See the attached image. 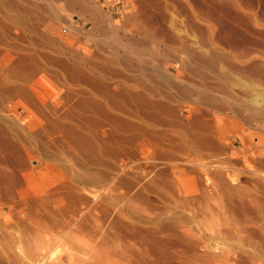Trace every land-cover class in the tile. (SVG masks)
Segmentation results:
<instances>
[{"label":"rangeland","instance_id":"rangeland-1","mask_svg":"<svg viewBox=\"0 0 264 264\" xmlns=\"http://www.w3.org/2000/svg\"><path fill=\"white\" fill-rule=\"evenodd\" d=\"M45 1L0 0V264H264V82L234 73L229 110L230 67L206 61L243 38L183 1L165 19L144 0Z\"/></svg>","mask_w":264,"mask_h":264},{"label":"bare ground","instance_id":"bare-ground-1","mask_svg":"<svg viewBox=\"0 0 264 264\" xmlns=\"http://www.w3.org/2000/svg\"><path fill=\"white\" fill-rule=\"evenodd\" d=\"M45 1V0H44ZM94 1V3L95 4H99L100 3V0H93ZM123 1H125V3L127 4L128 2H129V0L127 1V0H123ZM127 1V2H126ZM150 2V4H152L153 5V8H156V10L158 11V13H159V15L162 17V19L164 18H166V16H167V12L170 10L169 9V7L171 6H169L168 7V5H167V3L166 2H176V3H180V1H183V2H186V4L188 3V4H190V3H193L194 4V6H195V10L192 12V14H193V16L195 17V20H197V21H203V22H207L206 24H209V29L211 28H214L215 30L216 29H221V30H224V31H226V32H229V34L230 35H235L234 37L236 38V36L237 37H239V39H238V41L240 40V38L242 39L243 38V40H244V44H241V42H240V47H238V46H236V47H233V46H231V45H229L228 47V49H215V48H213V50H214V55H216L215 57H209L208 59H206V61H207V65H209L210 64V66H212L213 68H215L216 67V65H217V67H218V65H220V64H218L219 62L221 63V64H223L224 66H226V67H230V68H224L223 67V70H221V71H219L218 72V76H217V85H216V87H215V89L218 91V92H220L222 95H224L225 96V101L224 102H226V107L229 109V110H234L235 112L238 110V109H240V107H243V103H242V99L239 97L240 95H238V94H236L235 92H233L228 86L229 85H236L237 83H238V81H237V83H236V81H235V79L237 78V77H233L234 76V73H235V75H243V76H245L246 78H259V80L260 81H262V82H264V51H263V53H259L258 55H261V58H259V59H261L262 60V63H259V62H257L259 59H257V56L254 54V52H253V49H251V47H250V45L251 44H253V42H251L250 40H249V37H251V36H248V32H253V31H255V32H253V33H256V31L259 29V28H261L262 29V31H264V0H246L245 2H244V0H144L143 2ZM2 2V1H1ZM45 2H48V4L49 3H51L52 5H53V7H52V9L51 8H49V9H51L52 10V12L53 11H55L56 12V10H57V13H58V11L59 10H61L59 7H55V5L54 4H56V2L57 3H59V2H65V4H66V6H69V7H71L70 9L72 10V8H73V10L74 9H77V7H81V8H84V7H82V3H83V5L85 4V0H46ZM139 2H142V1H139ZM146 2H145V4H146ZM183 2H181V3H183ZM93 3V4H94ZM139 4V3H138ZM184 4V3H183ZM51 5V6H52ZM130 5V4H129ZM147 5H148V3H147ZM182 5V4H181ZM45 6V5H44ZM132 6L134 7V5H133V3H132ZM151 6V5H150ZM185 6V5H184ZM50 7V6H49ZM61 7V6H60ZM89 7V6H88ZM180 7L181 6H179V10H180ZM192 8H193V6H191ZM55 8H57L56 10H55ZM96 8V7H95ZM176 8V6L175 7H173V9H175ZM186 8V7H185ZM184 9V8H183ZM72 10V11H73ZM82 10V12H84L86 9L84 8V10L83 9H81ZM179 10L177 11L178 13H179ZM31 11V10H30ZM80 11V10H79ZM94 11V10H93ZM140 11V10H139ZM176 11L174 10L173 12H175V14H176ZM47 12H48V10H47ZM46 12V13H47ZM55 12H53V14L55 13ZM85 12H88V10L87 11H85ZM80 13H81V11H80ZM89 13H90V15H89ZM89 13H87L88 14V18H87V21H89L93 26H96V27H104V25H105V21L103 22V20H102V18H101V15H99V13L95 10L93 13H91V12H89ZM141 13H142V11H141ZM171 13H172V11H171ZM184 13H185V10H184ZM28 14V13H27ZM56 14V13H55ZM58 14H60V13H58ZM82 14V13H81ZM84 14V13H83ZM82 14V15H83ZM86 14V13H85ZM86 14V15H87ZM140 14V13H139ZM145 14L146 15H149V13H147V11L145 10ZM190 14V13H189ZM86 15H84V16H86ZM170 15V14H169ZM172 15V14H171ZM191 15V14H190ZM189 15V16H190ZM59 16V15H58ZM80 16V15H79ZM129 16V15H128ZM127 16V17H128ZM87 17V16H86ZM105 17V16H104ZM171 17H173V16H171ZM180 17V16H179ZM12 18V17H11ZM84 18V17H83ZM110 18V17H109ZM192 18V17H191ZM86 19V18H85ZM106 19V18H105ZM104 19V20H105ZM141 19V18H140ZM147 19V18H146ZM158 19H160V18H158ZM172 19H176V18H172ZM111 20V19H110ZM144 20V19H143ZM194 20V19H193ZM125 21V20H124ZM129 21V20H128ZM166 21H169V20H165L164 22H166ZM172 21V20H171ZM173 21H175V20H173ZM172 21V22H173ZM88 22V23H89ZM107 22V21H106ZM132 22V21H131ZM152 22V21H151ZM171 22V23H172ZM193 22V21H192ZM191 22V23H192ZM87 23V22H86ZM108 23V22H107ZM106 23V24H107ZM171 23H170V25H171ZM197 23V22H196ZM167 24H169V23H167ZM173 25H174V23H172ZM192 25V24H191ZM195 25V24H194ZM107 26V25H106ZM105 26V27H106ZM172 26V25H171ZM196 26H197V24H196ZM207 26V25H206ZM163 27H165V25H163ZM170 27V26H169ZM178 27V26H177ZM189 27H191V26H189ZM172 28V27H171ZM180 28V27H179ZM194 28V27H193ZM252 28L253 29H255V30H253L252 31ZM102 29H104V28H102ZM181 29V28H180ZM183 29V28H182ZM181 29V30H182ZM190 29V28H189ZM195 29V28H194ZM210 29V30H211ZM153 30V29H152ZM151 30V31H152ZM155 31H156V29H154ZM154 30L151 32V34L149 35V36H151L152 35V38H154V36H155V32H154ZM163 30H165L164 28H163ZM171 30V29H170ZM173 30H176V29H173ZM191 30V29H190ZM203 30V29H202ZM13 31V30H12ZM158 31V30H157ZM176 31H180L179 29L178 30H176ZM184 31V30H183ZM150 32V31H149ZM159 32V31H158ZM162 32V31H161ZM173 33H174V31H172ZM185 32V31H184ZM192 32H193V30H192ZM167 33H169V32H166V34ZM171 33V32H170ZM179 33V32H178ZM182 32L180 31V34H181ZM220 33V32H219ZM158 34V33H157ZM160 34V33H159ZM158 34V35H159ZM161 34H163V33H161ZM166 34H163V35H166ZM212 35L210 36V38L212 39V38H214V34H213V32L211 33ZM225 34V33H224ZM170 35V34H169ZM169 35H167V37H169ZM173 35H175V34H173ZM219 35V34H218ZM217 35V36H218ZM227 35H228V33H227ZM160 36H162V35H160ZM159 36V37H160ZM176 36V35H175ZM175 36H170V37H175ZM209 36V35H208ZM60 37V36H59ZM157 37V36H156ZM166 37V38H167ZM177 37V36H176ZM186 37V36H185ZM230 37V36H229ZM228 37V38H229ZM178 38H180V37H178ZM226 39H227V41H228V38H227V36L225 37ZM233 38V37H232ZM126 39V38H125ZM217 39V38H216ZM223 39V38H222ZM226 39H225V41H226ZM251 39V38H250ZM126 40H128V39H126ZM167 40V39H166ZM175 40V39H174ZM174 40H172L173 42H174ZM235 40V39H234ZM243 40H241V41H243ZM129 41H130V39H129ZM132 41V40H131ZM130 41V42H131ZM140 41V40H139ZM143 41V40H142ZM145 41V40H144ZM168 42H169V44H170V42L171 41H169V40H167ZM213 41V40H212ZM215 41V40H214ZM213 41V42H214ZM237 41V42H238ZM127 42V41H126ZM135 42V41H134ZM138 42V41H137ZM158 42H159V40H158ZM176 42V41H175ZM174 42V43H175ZM178 42V41H177ZM176 42V43H177ZM185 42V41H184ZM235 42V41H234ZM237 42H235V44H239V42L237 43ZM250 42V43H249ZM132 43H133V41H132ZM216 43H218V42H216ZM222 43H224V42H222ZM227 43V42H226ZM230 43V42H229ZM127 43H125V47L127 46L126 45ZM130 44V43H129ZM128 44V45H129ZM136 44H138V43H136ZM167 44V43H166ZM169 44H167V45H169ZM178 45L180 44L182 47H183V45H184V43L182 42V40H180V43L178 42L177 43ZM177 44H176V46H177ZM186 44V43H185ZM230 44H232V43H230ZM124 45V44H123ZM171 45V44H170ZM174 45V44H173ZM187 45V44H186ZM243 45V46H242ZM133 47H134V45H132ZM136 46V45H135ZM242 46V47H241ZM252 46V45H251ZM128 47V46H127ZM126 47V48H127ZM173 47V46H172ZM180 48V47H179ZM187 48V47H186ZM217 48V47H216ZM125 49V48H124ZM123 49V50H124ZM128 49V48H127ZM131 49H132V47H130L129 48V50L131 51ZM135 49H137V51H141V49L143 50V49H147V47L145 46V44L143 43V42H141V43H139V45L135 48ZM139 49V50H138ZM180 49H184V48H180ZM188 49V48H187ZM192 49V48H191ZM115 50H117V49H115ZM114 50V51H115ZM132 50H134V49H132ZM118 51H120V49L118 50ZM124 51H126V50H124ZM136 51V52H137ZM139 51V53L138 54H141V52ZM146 51V50H145ZM144 50H143V52H145ZM149 51V50H148ZM262 51V50H261ZM115 52H117V51H115ZM133 51H131V54H133L132 53ZM142 52V53H143ZM125 53V52H124ZM128 53V52H127ZM135 53V52H134ZM212 53V54H213ZM120 54V53H119ZM130 54V53H129ZM137 54V53H136ZM196 54V53H195ZM211 54V55H212ZM257 54V53H256ZM263 54V55H262ZM133 55H135V54H133ZM118 56V55H117ZM121 55H119V57H120ZM127 56V55H126ZM144 56V55H143ZM148 56V55H147ZM203 56H205V55H202L201 57H203ZM131 57H133V56H131ZM142 57V56H141ZM127 58H129V57H127ZM139 58V57H138ZM203 59H205V58H203ZM257 59V61L255 62V60ZM36 60V59H35ZM46 60V59H45ZM199 60V59H198ZM231 60H234L237 64H234L233 62H231ZM261 60H259L260 62H261ZM143 62H144V60H142ZM131 62V61H130ZM192 64V63H191ZM206 65V64H205ZM190 67V66H189ZM129 69V68H128ZM77 70V69H76ZM145 73V72H144ZM147 73V72H146ZM145 73V74H146ZM237 73V74H236ZM147 74H149V73H147ZM238 79H240V78H238ZM188 80V79H187ZM38 83V82H37ZM106 85V84H105ZM239 85V84H238ZM252 92V91H251ZM249 93V92H248ZM136 97V96H135ZM229 99H232L233 100V102L232 103H228L230 100ZM258 99V98H257ZM142 100V99H141ZM109 101V100H108ZM213 101V100H212ZM223 101V100H222ZM116 104V103H115ZM228 105V106H227ZM83 106V105H82ZM167 108V107H166ZM141 110V109H140ZM160 110V109H159ZM126 114V113H125ZM104 115V114H103ZM179 115V114H178ZM127 124V123H126ZM194 125V124H193ZM102 126V125H101ZM134 126V125H133ZM5 131V130H4ZM159 133V132H158ZM23 156V155H22ZM23 163V162H22ZM1 170V169H0ZM6 173H8V172H6ZM30 174V173H29ZM33 175V174H32ZM24 176H26V175H24ZM2 178H4L3 176H1ZM6 179V178H5ZM32 179V178H31ZM1 181H2V179H0ZM4 181V180H3ZM2 181V182H3ZM2 182H0V183H2ZM14 182H16V180L14 181ZM14 182H13V184H14ZM9 184H10V182H8ZM23 183V182H22ZM30 183V182H29ZM6 184V183H5ZM17 184V183H16ZM25 184V183H24ZM11 185V184H10ZM30 185H32V184H30ZM3 186V185H2ZM43 188V187H42ZM9 189V188H8ZM10 190V189H9ZM42 192V191H41ZM20 193V192H19ZM11 194V193H10ZM65 194V193H64ZM6 195H8V193L6 194ZM11 196V195H10ZM56 196V195H55ZM54 196V197H55ZM42 197V196H41ZM20 198V197H19ZM68 198V197H67ZM43 199V198H42ZM45 199V198H44ZM47 199V198H46ZM49 199V198H48ZM33 200V199H32ZM50 200V199H49ZM71 200V199H70ZM30 201V200H29ZM43 201V200H42ZM31 203V202H30ZM38 203H39V201H38ZM72 203V202H71ZM85 203V202H84ZM42 203H40V205H41ZM43 204H44V202H43ZM42 204V205H43ZM69 204H70V202H69ZM17 205V204H16ZM41 205V206H42ZM46 205V204H45ZM25 206V205H24ZM67 206V205H66ZM49 207V206H48ZM18 208V207H17ZM66 208V207H65ZM87 208V207H86ZM34 209V208H33ZM44 210V209H43ZM70 210V209H69ZM68 210V211H69ZM73 210V209H72ZM47 211H49L48 213H50V210H47ZM46 211V212H47ZM75 211V210H74ZM36 212V211H35ZM52 212H54V211H52ZM63 212V211H62ZM90 212V211H89ZM10 213H11V211H10ZM58 213V212H57ZM64 213V212H63ZM12 214V213H11ZM28 214V213H27ZM46 214V213H45ZM59 214V213H58ZM64 214H66V213H64ZM72 214V213H71ZM77 214V213H76ZM51 216V215H50ZM59 216V215H58ZM64 216V215H63ZM62 217V216H61ZM66 217H69L68 215L66 216ZM20 218V217H19ZM32 218V217H31ZM30 218V219H31ZM51 218V217H50ZM55 218L56 217H54V219L53 220H55ZM65 218V217H64ZM76 218H77V216H76ZM87 218V217H86ZM57 219V218H56ZM69 220H70V218H68ZM37 220V219H36ZM61 220V219H60ZM57 220H55V222H56ZM65 221V220H64ZM67 221V220H66ZM3 222V221H2ZM1 222V223H2ZM5 222V221H4ZM51 222V221H50ZM74 222V221H73ZM72 222V223H73ZM26 223H28L27 221H26ZM32 223V222H31ZM45 223V222H44ZM57 223V222H56ZM66 223V222H65ZM3 224V223H2ZM13 224V223H12ZM37 224V223H36ZM53 224V223H52ZM55 224V223H54ZM68 223H66V225H67ZM70 224H71V222H70ZM56 225V224H55ZM78 225H80V224H78ZM5 226V225H4ZM41 227H43L42 226V224L40 225ZM47 226V225H46ZM54 226V225H53ZM58 226H59V223H58ZM58 226L57 227H55V228H58ZM29 227V226H28ZM33 227V226H32ZM36 227V226H35ZM38 227V226H37ZM67 227V226H66ZM4 228V227H3ZM12 228V227H11ZM31 228V227H30ZM65 228V227H64ZM84 228V227H83ZM13 229V228H12ZM16 229V228H15ZM41 229V228H40ZM44 229H46V227L44 228ZM47 229H49V228H47ZM59 229V231H60V228H58ZM8 230V229H7ZM22 230V229H21ZM50 230V229H49ZM62 230V229H61ZM9 231V230H8ZM29 231V230H28ZM34 231H36L35 229H34ZM43 231V230H42ZM45 231H48V230H45ZM65 231V230H64ZM5 232V231H4ZM14 232V231H13ZM37 232V231H36ZM44 232V231H43ZM43 232H40V234L42 235V233ZM50 232H52V231H50ZM63 231H61V233H62ZM26 233V232H25ZM29 233H30V231H29ZM49 233V232H48ZM82 233H84V232H82ZM2 234V233H1ZM16 234H18V233H16ZM53 234H55V233H53ZM3 235V234H2ZM1 235V236H2ZM6 236L8 235L7 233L5 234ZM11 235H12V233H11ZM27 235V234H26ZM36 235H38L37 233L35 234V236ZM40 235V236H41ZM46 235H48V234H46ZM68 235V234H67ZM66 235V236H67ZM88 235V234H87ZM9 236V235H8ZM32 236V235H31ZM55 236H56V234H55ZM44 236H42V238H43ZM52 237V236H51ZM53 237H54V235H53ZM69 237V236H68ZM68 237H67V239H68ZM3 238V237H2ZM18 238V237H17ZM23 238H25V237H23ZM29 238V237H28ZM36 237H34V239H35ZM40 238V237H39ZM30 239V238H29ZM36 239H38V238H36ZM90 239V238H89ZM2 240V239H1ZM22 240V239H21ZM24 240V239H23ZM14 241H16V240H14ZM38 241V240H37ZM44 241V240H43ZM1 242V241H0ZM25 242V241H24ZM27 242V241H26ZM31 242V241H30ZM32 242H34V241H32ZM39 242V241H38ZM42 242V241H41ZM45 242V241H44ZM2 243V242H1ZM46 243V242H45ZM52 243V242H51ZM57 243V242H56ZM33 244V243H32ZM38 244H40V243H38ZM37 244V245H38ZM48 244V243H47ZM49 245V244H48ZM14 246V245H13ZM21 246H23V245H21ZM39 246V245H38ZM44 246H45V244H44ZM47 246V245H46ZM45 246V247H46ZM50 246V245H49ZM33 247V246H32ZM48 247V246H47ZM8 248V247H7ZM18 248V247H17ZM36 248V247H35ZM49 248V247H48ZM51 248V247H50ZM18 250V249H17ZM29 250V249H28ZM37 250V249H36ZM38 250H41L40 248L38 249ZM37 250V251H38ZM31 251V250H30ZM16 252V251H15ZM35 252V251H34ZM47 252V251H46ZM18 253V252H17ZM24 253V252H23ZM37 253V252H36ZM35 253V254H36ZM39 254H40V252H38ZM14 254V253H13ZM27 254V253H26ZM34 254V255H35ZM1 255V254H0ZM23 255V254H22ZM47 255V254H46ZM52 255V254H51ZM19 256V255H18ZM13 257V256H12ZM50 258V257H49ZM12 259V258H11ZM10 263V262H9Z\"/></svg>","mask_w":264,"mask_h":264},{"label":"crops","instance_id":"crops-1","mask_svg":"<svg viewBox=\"0 0 264 264\" xmlns=\"http://www.w3.org/2000/svg\"><path fill=\"white\" fill-rule=\"evenodd\" d=\"M115 50V49H114ZM115 51H117V52H115ZM115 51H113V54H114V56L116 57V59L115 60H120L121 61V58H122V55H121V51H118V50H115ZM120 53V54H119ZM118 55V56H117ZM119 55H121L120 57H119ZM119 61H116V62H114V64H116V63H118Z\"/></svg>","mask_w":264,"mask_h":264}]
</instances>
